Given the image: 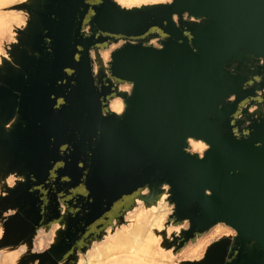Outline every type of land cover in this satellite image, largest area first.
<instances>
[{
    "label": "water",
    "instance_id": "obj_1",
    "mask_svg": "<svg viewBox=\"0 0 264 264\" xmlns=\"http://www.w3.org/2000/svg\"><path fill=\"white\" fill-rule=\"evenodd\" d=\"M8 10L24 20L0 53V249L81 264L165 192L169 259L215 225L234 231L174 264H264V0Z\"/></svg>",
    "mask_w": 264,
    "mask_h": 264
},
{
    "label": "bare ground",
    "instance_id": "obj_2",
    "mask_svg": "<svg viewBox=\"0 0 264 264\" xmlns=\"http://www.w3.org/2000/svg\"><path fill=\"white\" fill-rule=\"evenodd\" d=\"M122 6H138L147 3L168 2L167 0H115ZM2 3V0H0ZM0 15V27L4 21ZM1 31V28H0ZM104 58V55H103ZM123 103L119 98L110 102V108L119 113ZM194 150L203 152L207 146L201 141L189 140ZM149 199L146 202L138 201L139 211L133 220H130L120 231L96 246L94 252L81 260V264H144L138 254L151 253L158 247L159 239L165 231L163 195ZM37 247L42 249L43 241L39 238ZM38 250V249H37ZM128 253V255H126Z\"/></svg>",
    "mask_w": 264,
    "mask_h": 264
},
{
    "label": "rangeland",
    "instance_id": "obj_3",
    "mask_svg": "<svg viewBox=\"0 0 264 264\" xmlns=\"http://www.w3.org/2000/svg\"><path fill=\"white\" fill-rule=\"evenodd\" d=\"M21 1H23V0H2V3H0V15L3 16L2 20L5 23L4 27H2V26L0 27L1 28V31H0V53H3V48H2L3 42L2 41H6V42L9 41V39L12 36V31H13L14 25H17V23L24 20V17L20 12L16 13L15 11L8 10V8H10L11 6L18 5ZM117 46H118V44H111L108 47V49L100 52L102 57L104 55V61L109 60L110 52L113 49H115ZM121 88L122 89H128L129 86L124 84L121 86ZM191 151L192 152L195 151L192 146H191ZM196 152L202 153L199 150H196ZM166 208H167L166 213H169L168 207H166ZM139 209H140V207L138 208L137 211L134 212V214L132 216L126 217L124 222L121 223L122 224L121 227L117 228L116 230L120 231L122 228H124L126 226V224L130 220H133L134 217L136 216V213L139 211ZM165 218H166V216H165ZM164 221H167V219H165ZM186 226H187V223L184 222L183 227H186ZM116 230L113 233L108 231V233L105 235V237L114 236L116 234V232H118ZM165 231H166V235H168L170 228H167V229L165 228ZM233 233H234V231L231 228H229L228 226H225L223 224H218V225H215L214 227H212L210 230H208L202 236H200L194 243L189 242L184 248H182L179 251V253H177L174 260L169 259L170 254L168 253V250H166L161 245V242H160L161 239H159L158 247H156L155 250H153L151 253L138 254V257H141L144 264H174V261L176 262V261L186 259V258L200 257L207 244L216 240L217 238H219L222 235L233 234ZM39 238H42V241H43L42 236ZM39 238H38V240H39ZM38 240H37V243H38ZM96 246L97 245L94 246V248L88 253V255L86 257L90 256V254H92L94 252ZM126 255H128V253Z\"/></svg>",
    "mask_w": 264,
    "mask_h": 264
},
{
    "label": "crops",
    "instance_id": "obj_4",
    "mask_svg": "<svg viewBox=\"0 0 264 264\" xmlns=\"http://www.w3.org/2000/svg\"><path fill=\"white\" fill-rule=\"evenodd\" d=\"M51 239V235L47 234L43 237V247L39 249L37 247V240L34 241L32 251H41L47 247L48 242ZM38 249V250H37ZM25 249L24 246H19L16 248H2L0 249V264H17L20 259L24 257Z\"/></svg>",
    "mask_w": 264,
    "mask_h": 264
}]
</instances>
